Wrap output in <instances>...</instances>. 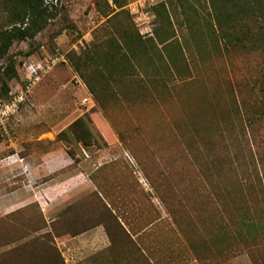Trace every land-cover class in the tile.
I'll use <instances>...</instances> for the list:
<instances>
[{
  "label": "rangeland",
  "instance_id": "obj_1",
  "mask_svg": "<svg viewBox=\"0 0 264 264\" xmlns=\"http://www.w3.org/2000/svg\"><path fill=\"white\" fill-rule=\"evenodd\" d=\"M116 1L103 0L100 7L95 0L49 1L57 17L34 39L13 45L10 54L16 60L18 76L10 82L12 91L23 87L26 63L42 62L50 67L11 116L8 132L0 130V218L56 197V172L47 180L31 160L37 163L43 154L69 148L57 134L89 113L96 140L92 146L80 147V159L94 169L98 160L130 161L136 176L162 202V213H167L163 224H177L179 240H219L226 258L237 256V264H254L247 246L255 248L254 240L264 236V194L261 187L244 195L240 192L241 183L259 180L250 176L248 167L257 149L242 134L244 121L226 82L228 77L240 75L244 60L216 53L203 36L207 33L191 31L179 11L174 15L170 0ZM162 2L170 18L161 21L154 7ZM192 2L207 14L208 0ZM149 27L151 32H147ZM112 35H142L145 39L163 35L169 39V50L184 48L183 52L177 48L180 72L171 75L158 56L154 61L138 57L114 77L99 60L82 64L88 79L93 70L104 74L100 79L108 92L102 93L103 109L70 56L94 53L95 58L103 57ZM201 49L204 55H199ZM29 51L33 54L25 56ZM4 64L0 60V67ZM85 97L93 98L94 106L84 104ZM202 113L211 146L193 141L191 119ZM225 121L233 124L231 133L223 128ZM28 155L32 159L22 158ZM225 159L233 161L228 168ZM36 210H30V215Z\"/></svg>",
  "mask_w": 264,
  "mask_h": 264
},
{
  "label": "trees",
  "instance_id": "obj_2",
  "mask_svg": "<svg viewBox=\"0 0 264 264\" xmlns=\"http://www.w3.org/2000/svg\"><path fill=\"white\" fill-rule=\"evenodd\" d=\"M170 1L174 15L179 11L185 22L189 23L191 31L207 33L203 36L208 37L207 41L213 45L216 53L244 60L240 75H235L234 79L228 77L226 82L229 94L237 101V111H240L244 121L242 134L245 139L248 137L257 149L255 155L250 151L252 159L249 161L251 166L248 167L250 176H256L259 180L257 183L245 182L239 186L242 195L245 191L251 193L257 187L263 188L264 194V0H208L206 15L202 14L201 9L194 5L192 0ZM95 3L100 7L103 0H95ZM154 9L159 20L170 18L165 2L159 3ZM57 15L54 7L49 5V0H0V60H5V64L0 67V100L10 98V82L18 76L16 60L10 54L13 45L34 39ZM201 22H204L202 26L199 25ZM168 40L163 35L148 39L142 35H112L107 40L109 49L104 51L103 57L98 55L95 58L94 53H87L85 57L73 53L70 60L79 75L86 79L95 101L105 109L106 103L102 99V93H107L108 88L100 79L104 78V74L100 72L99 75L97 70H93L88 79L81 70L82 64L89 65L91 61H100L107 69L108 75L114 77L116 72L125 71L138 57L145 61H154L158 56L172 75L174 72H180L177 48L181 45L169 50ZM184 42L186 46L189 45L186 39ZM159 44H162L161 48H158ZM183 49L180 47V52H183ZM203 51L201 49L199 55H204ZM32 52L25 53V56L32 55ZM96 83L101 88H98ZM216 105L220 109V104ZM90 122L89 113H84L57 134L58 139L68 142L67 151L71 156L79 147L94 144L96 137ZM228 122L223 123V128L231 133L230 127L233 124ZM191 123L194 127L193 141L199 139L206 146H211V135L208 134L207 123L203 121V113L194 115ZM227 160L225 159V165L228 168L233 161ZM257 194H260L258 190ZM32 209L37 210L30 215ZM242 221L247 222L244 219ZM59 236L57 217L48 222L39 203H30L0 218V264H66L56 243ZM22 239L27 240L20 242ZM254 241L255 248L247 246L248 254L254 264H264V236ZM15 242H18L15 246L1 251Z\"/></svg>",
  "mask_w": 264,
  "mask_h": 264
},
{
  "label": "crops",
  "instance_id": "obj_3",
  "mask_svg": "<svg viewBox=\"0 0 264 264\" xmlns=\"http://www.w3.org/2000/svg\"><path fill=\"white\" fill-rule=\"evenodd\" d=\"M67 149L43 154L39 164L31 160L47 180L56 172V197L40 206L48 220L56 213V243L66 264L238 263L237 256L226 258L219 240H179L177 224H163L162 202L130 161L98 160L94 169L80 159V147L73 156L64 155Z\"/></svg>",
  "mask_w": 264,
  "mask_h": 264
},
{
  "label": "built area",
  "instance_id": "obj_4",
  "mask_svg": "<svg viewBox=\"0 0 264 264\" xmlns=\"http://www.w3.org/2000/svg\"><path fill=\"white\" fill-rule=\"evenodd\" d=\"M151 31L152 27H149L147 32ZM49 67V64L42 62L25 64L26 72L23 87L19 91H11L10 98L0 100V130L5 133L8 132L9 120L11 116L20 109L26 101V97L32 87L41 79V76L47 71V69H49ZM82 102L84 104H91L92 106L95 104L93 98L91 97H85Z\"/></svg>",
  "mask_w": 264,
  "mask_h": 264
}]
</instances>
